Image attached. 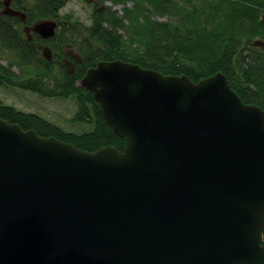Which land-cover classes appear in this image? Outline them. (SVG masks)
<instances>
[{"label": "water", "instance_id": "95a60500", "mask_svg": "<svg viewBox=\"0 0 264 264\" xmlns=\"http://www.w3.org/2000/svg\"><path fill=\"white\" fill-rule=\"evenodd\" d=\"M12 1L2 13L25 21ZM81 85L126 146L85 151L0 117V264H264L259 106L221 72L100 62Z\"/></svg>", "mask_w": 264, "mask_h": 264}, {"label": "trees", "instance_id": "16d2710c", "mask_svg": "<svg viewBox=\"0 0 264 264\" xmlns=\"http://www.w3.org/2000/svg\"><path fill=\"white\" fill-rule=\"evenodd\" d=\"M30 1L13 4L25 11V21L0 15V57L6 58L3 52L11 54L7 65L0 62V89L17 87L46 98H74L77 108L71 121L89 128L66 130L0 99V117L10 123L85 151L108 146L123 151L126 139L107 123L94 93L80 84L100 62L113 61L165 76H186L194 83L221 72L245 104L264 111V0H133L131 8L130 0H104L123 5V15L116 16L111 7H97L90 26L77 20L66 27L59 12L68 0ZM162 17L167 18L159 20ZM45 19L56 20L61 30L49 40L37 34L29 39L25 27ZM47 41L54 46L51 60L41 50ZM73 46L79 56L66 52Z\"/></svg>", "mask_w": 264, "mask_h": 264}, {"label": "rangeland", "instance_id": "374dc122", "mask_svg": "<svg viewBox=\"0 0 264 264\" xmlns=\"http://www.w3.org/2000/svg\"><path fill=\"white\" fill-rule=\"evenodd\" d=\"M0 0V15L2 13L3 5ZM26 2H31L30 0H24ZM198 1V0H196ZM15 0H13V4ZM128 7L134 6V1H128ZM14 6V5H13ZM105 8L111 7L113 11L116 12V16L121 17L123 15V5H114L110 1L104 0H68L65 6L60 10L59 15L62 20V27L69 25L70 21L76 22L77 20L83 23L86 26H90L93 22V14L95 8ZM5 16V15H4ZM7 16V15H6ZM167 17L158 18L159 20H165ZM61 30V26L58 28V31ZM120 32H123L120 30ZM65 37V35H64ZM48 45V47L54 50L53 43L47 41L42 43ZM44 48V47H43ZM41 47V50H43ZM66 52L79 56L78 49L73 46L69 47ZM6 58L0 57V62L2 64H8V58L11 57L10 52H3ZM70 68V65H69ZM15 72H19L18 67H14ZM83 80V79H82ZM81 84V82H80ZM0 99L9 106H14L19 110L31 113H38L43 117L51 120L52 122L59 124L66 130L72 131H84L88 130L89 126L74 124L71 120L76 112V101L74 98H46L38 94L31 93L28 91L21 90L17 87H2L0 89Z\"/></svg>", "mask_w": 264, "mask_h": 264}, {"label": "flooded vegetation", "instance_id": "af4514ba", "mask_svg": "<svg viewBox=\"0 0 264 264\" xmlns=\"http://www.w3.org/2000/svg\"><path fill=\"white\" fill-rule=\"evenodd\" d=\"M12 5H13V1H12ZM58 30V29H57Z\"/></svg>", "mask_w": 264, "mask_h": 264}]
</instances>
